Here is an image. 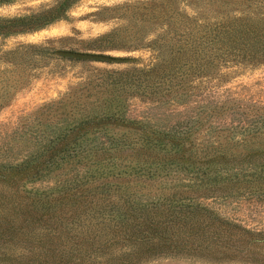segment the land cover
<instances>
[{"label": "rangeland", "instance_id": "rangeland-1", "mask_svg": "<svg viewBox=\"0 0 264 264\" xmlns=\"http://www.w3.org/2000/svg\"><path fill=\"white\" fill-rule=\"evenodd\" d=\"M56 1L0 5V18L29 15ZM218 30L232 35L203 39ZM22 46L44 53L4 56ZM219 48L237 55L214 59L206 74L182 75L185 66L212 61H201L195 50ZM256 48L262 52L254 57ZM263 108L264 0H81L67 20L0 37V196L10 197V209L25 214L19 222L29 225L13 236L18 221L5 224L10 233L0 238V264H56L53 249L79 264L70 247L82 228L105 243L109 226L128 223V208L143 209L156 199L163 210L197 197L224 222L264 233V185L257 184L263 180L252 186L231 178L206 191L192 174L201 164L219 169L227 159L237 167L248 153L264 152ZM96 115L111 120L79 127ZM246 127L258 133L241 134ZM184 132L186 139L178 141ZM58 134L64 140L50 143ZM50 146L59 150L52 164ZM213 146L220 149L213 152ZM69 148L76 151L63 152ZM262 159L253 158L256 164ZM43 214L57 232L37 229L34 217ZM29 228L37 231L22 235ZM42 246L51 249L43 253ZM108 253L83 264H122L116 260L127 254ZM139 264H264V242L251 256L204 251Z\"/></svg>", "mask_w": 264, "mask_h": 264}, {"label": "trees", "instance_id": "trees-1", "mask_svg": "<svg viewBox=\"0 0 264 264\" xmlns=\"http://www.w3.org/2000/svg\"><path fill=\"white\" fill-rule=\"evenodd\" d=\"M16 1L19 0H0V5L12 4ZM80 1L81 0H57L54 5L43 8L42 10L33 12L29 15L14 18H0V37L8 38L11 36L33 33L59 21L67 20L71 9ZM219 35H222L223 38L232 34L218 30L213 33V37L211 34L209 35L206 33L203 35V39H211L214 41L219 37ZM28 51L36 55V57L41 56L42 53H44L43 50H38L35 46H22L16 51H7L4 53V56H9L10 58H22L24 53H30ZM258 52L261 53L262 51L256 48V51H254V57H256ZM193 54L201 61H205L207 58L209 60L212 59V61L203 65L195 64L192 66H185L186 70L182 72L184 77H188V75L195 77L196 75L206 74L209 69L215 66L214 59L225 60L230 56L235 57L237 55L236 53L222 50L220 48L218 51L211 52L204 49L195 50ZM214 54L217 55L214 56ZM141 72H144V70ZM122 74L124 75V73ZM118 106H120L118 103L114 104L115 110H118ZM109 107L112 108L111 105H109ZM109 120H111L110 117H99L96 115L93 119L81 123L79 127L85 126V128H87L92 124L94 126L108 124L106 121ZM76 129L77 128L74 127L68 130L73 132ZM231 130L234 129H230V131ZM242 132L243 133L241 134L243 135L246 133L252 135V132L258 133V131H252L247 127ZM185 133L186 132L183 133L185 137H177V139H179L178 141L186 139V135L188 133L186 135ZM63 140L64 136L58 134L53 138V140H51L50 143H56L57 141ZM218 149L220 148L213 146V152H217ZM70 150L76 151L75 148H69L64 149L63 152H68ZM48 151L52 152L49 155V162L52 164L56 162V156L59 150L55 146H50ZM221 152L222 154L225 153L222 149ZM223 158V155L220 156V159ZM253 158L263 160L262 158H264V152H257L253 155L248 153L244 157V160L238 164L240 167L237 166L238 168H242V175L224 174L225 172L229 173L238 169L237 167H234L235 164L233 163V160L228 162L226 159V163L221 165L225 167H220L219 169H209L205 166V164H201L200 166H205V168L197 166L192 173L197 176V182L195 184H199L204 190L210 191L207 185L227 184V181H231V178H233L234 180H239L240 182L249 183L250 185L255 186V182L264 181V163L259 162L260 164H256ZM60 159H64V156H60ZM213 163L214 161H210L207 165H212ZM5 166L6 165L2 167ZM247 167L249 169H247ZM263 181L257 184L264 185ZM250 193L257 194L256 192ZM118 199L120 201L123 200L122 196L118 197ZM197 200V197L191 199L184 198L181 199V201H177V206L174 208H172L171 204L169 209L163 210L162 208L164 207V204H159V201H161L160 199L152 200L150 202L151 204H149V206H143V209L130 207L128 208V211L132 212L134 215L131 213H125L124 215L128 218V223H120L118 225L109 226V232L112 236L110 239H106L105 243H101L96 238V233L92 235V233L88 232V228H82L85 232L80 235H74V241L71 243L70 252L73 256L80 260L79 264H83L86 258H94V260H98L99 256H105L109 251L124 250L127 254L122 259H117L116 262H121L122 264H139L150 258L164 256V254H180L194 257L196 254L204 251L208 253L231 252L251 256L254 252V248H257L259 244L264 242V233H254L240 227L236 223L230 224L228 222H224V218L219 217L214 210L210 209L206 205H203ZM23 201L29 203V198L27 197L23 199ZM108 201H110V199ZM166 202L174 203L172 200H166ZM10 203V197L3 195L0 196V205H4L1 207L2 212L0 213V238L5 237L10 233L9 226L7 229H4L5 224L10 225L12 223H17L18 221L17 226H12L16 228L12 234L13 236L16 235V233H20V228L24 229L29 226L26 223L27 221L23 220L22 222H19V218L25 217V214L21 213V211L11 210ZM127 203L129 204V201L126 200L125 205ZM14 204H16V201H14L13 205ZM136 204L138 205L139 203ZM116 212L121 215L119 211ZM46 218L48 217L44 214L39 218L34 217V220L39 224L37 229L46 232L50 229L57 232L58 228H48L50 223L45 220ZM33 222L34 221H31V223ZM60 228L63 227L60 226ZM99 228H95L92 231H97ZM235 228L239 229V232L242 231L243 233V235L239 238H237L238 235L234 232ZM36 231V229L29 228L24 231L22 235L25 233L34 234ZM101 231H105V228L102 227ZM65 232L70 234L67 227H65ZM239 235L241 234L239 233ZM109 243L110 245L108 246ZM43 249L51 248L43 247L40 250L43 251ZM53 250L57 252L56 264H75L66 258L67 255H59L58 250ZM76 253L77 256L75 255Z\"/></svg>", "mask_w": 264, "mask_h": 264}, {"label": "water", "instance_id": "water-1", "mask_svg": "<svg viewBox=\"0 0 264 264\" xmlns=\"http://www.w3.org/2000/svg\"><path fill=\"white\" fill-rule=\"evenodd\" d=\"M79 58H88V59H93V60H107V59H112L107 56H102V55H88V54H78L77 55Z\"/></svg>", "mask_w": 264, "mask_h": 264}]
</instances>
